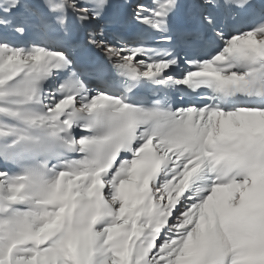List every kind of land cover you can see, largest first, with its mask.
<instances>
[{
    "label": "snow or ice",
    "instance_id": "snow-or-ice-1",
    "mask_svg": "<svg viewBox=\"0 0 264 264\" xmlns=\"http://www.w3.org/2000/svg\"><path fill=\"white\" fill-rule=\"evenodd\" d=\"M0 264H264V0H0Z\"/></svg>",
    "mask_w": 264,
    "mask_h": 264
}]
</instances>
